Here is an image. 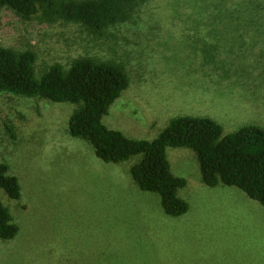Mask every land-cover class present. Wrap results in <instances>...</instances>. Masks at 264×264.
<instances>
[{
    "label": "rangeland",
    "instance_id": "374dc122",
    "mask_svg": "<svg viewBox=\"0 0 264 264\" xmlns=\"http://www.w3.org/2000/svg\"><path fill=\"white\" fill-rule=\"evenodd\" d=\"M235 1L148 0L130 21L97 33L2 8L0 47L34 52L37 77L86 57L123 66L130 86L104 124L132 139L153 141L185 116L211 118L225 134L264 129V74L249 59L264 45L243 46L237 28H212L215 5L226 4L236 22L237 10L264 17V0H243V8ZM79 109L0 94V162L22 189L18 201L2 193L20 231L0 240V264H264L259 202L235 187L206 186L196 153L170 148L173 173L188 181L179 196L190 208L168 216L160 196L132 178L141 157L107 164L70 136Z\"/></svg>",
    "mask_w": 264,
    "mask_h": 264
},
{
    "label": "trees",
    "instance_id": "16d2710c",
    "mask_svg": "<svg viewBox=\"0 0 264 264\" xmlns=\"http://www.w3.org/2000/svg\"><path fill=\"white\" fill-rule=\"evenodd\" d=\"M147 1L0 0V9L7 8L26 19L39 15L47 23L81 24L97 33L130 21ZM235 2L243 8V0ZM248 4L245 7H251V2ZM227 9L223 3L215 5L217 23L212 28L240 29L239 40L243 46L244 42L254 44L255 41L263 46L264 17L237 10L239 15L234 22L231 20L233 13ZM258 49H251L249 59L254 64V73L263 75L264 49ZM36 61L37 55L32 51L16 52L0 47V94L80 106L70 120V136L88 142L97 157L107 164H120L141 157L131 169L132 178L141 191L160 196L168 216L181 217L190 208L179 196V191L187 188L188 181L173 173L167 154L170 148H186L196 153L202 182L206 186L238 188L264 207L263 128L250 125L225 134L222 125L211 118L185 116L174 119L153 141L132 139L104 124L111 107L130 86L123 66L86 57L74 60L69 69L55 64L37 77ZM8 129L12 133V128ZM21 190L18 178L9 175V166L0 162L2 241L15 239L20 231L11 209L2 201V193L10 200L18 201Z\"/></svg>",
    "mask_w": 264,
    "mask_h": 264
}]
</instances>
